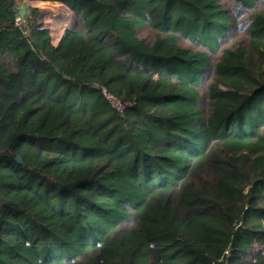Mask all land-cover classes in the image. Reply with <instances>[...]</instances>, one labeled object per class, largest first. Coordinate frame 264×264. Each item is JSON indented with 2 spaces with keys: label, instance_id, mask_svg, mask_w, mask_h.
Returning a JSON list of instances; mask_svg holds the SVG:
<instances>
[{
  "label": "trees",
  "instance_id": "trees-1",
  "mask_svg": "<svg viewBox=\"0 0 264 264\" xmlns=\"http://www.w3.org/2000/svg\"><path fill=\"white\" fill-rule=\"evenodd\" d=\"M0 264H264V0H0Z\"/></svg>",
  "mask_w": 264,
  "mask_h": 264
},
{
  "label": "rangeland",
  "instance_id": "rangeland-1",
  "mask_svg": "<svg viewBox=\"0 0 264 264\" xmlns=\"http://www.w3.org/2000/svg\"><path fill=\"white\" fill-rule=\"evenodd\" d=\"M23 4V3H22ZM41 11L44 24L48 27L52 42L55 43L65 27H69L73 23V15L69 10L60 6L54 8H42ZM40 11V12H41Z\"/></svg>",
  "mask_w": 264,
  "mask_h": 264
},
{
  "label": "crops",
  "instance_id": "crops-1",
  "mask_svg": "<svg viewBox=\"0 0 264 264\" xmlns=\"http://www.w3.org/2000/svg\"><path fill=\"white\" fill-rule=\"evenodd\" d=\"M30 6L35 7L37 9H39L41 11L42 8H47V7H51L54 8L55 6H60L62 8L67 9L65 6H63L60 3H54V2H49V1H36V2H30ZM68 10V9H67ZM70 12V11H69ZM41 13H43L41 11Z\"/></svg>",
  "mask_w": 264,
  "mask_h": 264
},
{
  "label": "built area",
  "instance_id": "built-area-1",
  "mask_svg": "<svg viewBox=\"0 0 264 264\" xmlns=\"http://www.w3.org/2000/svg\"><path fill=\"white\" fill-rule=\"evenodd\" d=\"M19 20H20V18L17 17L16 21L18 22ZM105 97L117 111H123L126 106L132 105L130 103L121 104L118 101H116L112 96L107 95V94H105Z\"/></svg>",
  "mask_w": 264,
  "mask_h": 264
},
{
  "label": "water",
  "instance_id": "water-1",
  "mask_svg": "<svg viewBox=\"0 0 264 264\" xmlns=\"http://www.w3.org/2000/svg\"><path fill=\"white\" fill-rule=\"evenodd\" d=\"M16 161H17L18 163H22V161L20 160L19 157L16 158Z\"/></svg>",
  "mask_w": 264,
  "mask_h": 264
}]
</instances>
